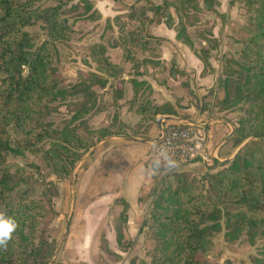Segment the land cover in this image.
<instances>
[{
  "label": "trees",
  "instance_id": "16d2710c",
  "mask_svg": "<svg viewBox=\"0 0 264 264\" xmlns=\"http://www.w3.org/2000/svg\"><path fill=\"white\" fill-rule=\"evenodd\" d=\"M37 1L0 0V208L19 225L7 251L0 250V264H49L54 251L47 225L55 210V186L51 181L52 188L38 193L33 173L9 167L7 154H39L56 176L68 174L101 138L126 132L124 128H98L86 122L84 136L75 124L98 109L100 92L107 87L115 108L122 107L124 99L144 122L154 121L158 113L176 114L171 102L155 101L148 81L124 77L125 72L139 75L145 64L158 69L160 60L152 56L163 38L148 32L147 25L152 21L162 20L173 28L176 38L205 63L218 45L212 32L201 26L206 14H221V0L146 1L140 6L133 3L125 18L117 14L112 21L107 19L118 29L112 44L100 40L86 47L94 67L80 71L77 81L60 87L54 66L56 43L70 39L74 28L62 17L61 3L39 9L35 7ZM243 7L248 30L241 39L242 61L238 67L225 65L218 88L212 87L202 96L205 99L215 93V106L238 113L231 137L236 147L251 136H264V0H243ZM37 20L42 22L45 35L40 42L27 30ZM113 47L123 49L118 61L112 60ZM135 51L151 55L141 58ZM170 71L177 79L185 74L179 68ZM68 96L81 97L79 107L61 126L53 125L48 120L52 100ZM203 106L208 103L204 101ZM9 125L18 133L14 145ZM199 181L174 172L162 174L153 184L148 214L153 242L150 264H208L206 254L214 245L211 235L222 228V219L230 239L246 230L264 236V140L252 139L226 166L204 173V186H198ZM122 233L118 231V241Z\"/></svg>",
  "mask_w": 264,
  "mask_h": 264
},
{
  "label": "crops",
  "instance_id": "0c3cea01",
  "mask_svg": "<svg viewBox=\"0 0 264 264\" xmlns=\"http://www.w3.org/2000/svg\"><path fill=\"white\" fill-rule=\"evenodd\" d=\"M146 1L154 4L161 2V0H145V3ZM114 3L117 5V1ZM133 3L139 4L142 1L126 4L130 6ZM96 7L101 11L98 4ZM230 7L229 0H221L219 11L222 13H208L204 17V22L207 19L212 25L211 32L218 42V45L210 52L208 63H205L192 48L179 41L175 30L168 27L164 21L154 20L147 25L150 34L163 38L161 44L154 50L155 56H152L160 60L158 69L145 64L142 65L139 75L135 76L125 72L124 77L148 81L154 90L155 101L158 103L171 102L177 113H158L154 121L144 122L140 118L141 115L122 99V107L118 111L126 109L120 115L121 128L126 129V132H114L96 142L88 160L89 168L85 176L79 177L77 182L82 191V198L86 201L85 205L84 201L80 204L76 230L90 233L77 239L82 245L77 244L78 248H75V251L79 254L85 252L89 256L90 263L92 260L96 264L98 260L96 256L102 257V264H140V260L146 258L143 252L147 230L146 216L151 205L153 183L160 176H153L148 170L152 158L151 147L154 141H159L161 138L166 123H194L202 128L207 139V146L214 153L215 162L218 165H224L225 161H230L238 150L239 146L236 147L231 138L236 128V121L231 117V113H226V110H220L214 105L215 93L207 95L205 99L202 98L212 87L218 88L219 77L224 67L219 57L225 53L229 54V51H235L240 44L242 46L241 41L237 40L236 32L226 31L229 25L224 24L223 20L225 17L227 21L233 18L226 14L228 10H231ZM121 9L118 11L120 14L129 11L123 7ZM148 13L153 16L151 11ZM231 23L235 24V21ZM117 48L120 47L111 48V56L114 49L116 51L114 61H118L123 55V49L120 48L119 53ZM141 53L143 54L140 55L141 58L151 55ZM213 53H215L214 56H212ZM170 61L174 62V66L167 67V71L175 81L173 89H169L170 80L167 78L166 81L156 78L157 73L161 75L165 72L164 65L168 66ZM171 68L182 69L185 74L177 79L175 73L170 71ZM184 80H187L188 84H183ZM193 96L195 100L187 103L186 100L192 99ZM204 101L208 103V106H203ZM206 166L200 160L180 162L178 170L201 172L206 169ZM116 200L124 202L125 208L123 209H126L127 214L122 231L125 234L124 237L131 242L132 249L126 251L118 248L116 227L109 215V209L112 206L115 207L114 211L120 210ZM97 232H106L110 248L108 253L99 250L100 236ZM67 241L72 242L70 239Z\"/></svg>",
  "mask_w": 264,
  "mask_h": 264
},
{
  "label": "rangeland",
  "instance_id": "374dc122",
  "mask_svg": "<svg viewBox=\"0 0 264 264\" xmlns=\"http://www.w3.org/2000/svg\"><path fill=\"white\" fill-rule=\"evenodd\" d=\"M114 1H117V5H115ZM133 1L137 3L138 1H142V3L139 4L134 3L139 6L145 3V0H38L36 2L35 7L39 9L61 3L62 17L65 18V22L69 23L74 28V33L70 39L56 43L57 53L54 59V66L57 71L60 87L68 86L77 81L80 71L88 70L94 67L93 61L85 50L86 47L94 41L100 40L107 44H112L118 35V29L116 25H112L110 22L107 23V19L110 18V21H112L111 19H113L115 15L118 16L117 14H119V16H123L122 18H125L127 13L120 14L118 11L122 10L121 7H123V9L130 10L132 4L129 6L126 3ZM229 1L231 6L229 9L231 10H228L226 14L230 15V18H233L231 21H227L225 17L223 21L225 22L224 24L229 25L226 31L228 33L236 32L238 38L237 40L241 41V39L246 36L248 30L245 23L243 0ZM90 2L92 3L91 5ZM96 4L100 6L101 11L96 7ZM98 12H100V14ZM219 12L222 13L221 11ZM234 21L235 24H232L231 22ZM41 23L42 22L40 20H37L27 27V30L31 32L36 42H40L45 37L41 30ZM211 26L212 25H210L209 20L206 19L201 27L204 30L212 31ZM224 27L225 25L223 28ZM236 48V52L229 51V54L225 53L223 56L219 57L223 62V66L228 64L233 67L239 66V62L242 61L241 44ZM117 51L120 53L121 49L117 48ZM115 52L116 51L114 49L112 53V60H116ZM135 53L139 56L143 55L140 51H135ZM147 54H151V52H147ZM214 55L215 53L212 54V56ZM172 66H174V62H168V66L164 65L165 72L161 75L157 73L158 77H156L157 80L164 79L166 81V78L170 80V85H168L169 89H173L175 86V81L167 71V69ZM81 100V97L74 96H68L67 99H62L60 97L53 99L51 102V112L48 116L49 122L53 125L61 126L72 116L74 111L77 110ZM194 100L195 97L193 96L192 99L189 98L186 102L190 103ZM98 109L86 115L83 120L75 122L78 126V131L84 136L87 135L85 126L86 122L90 126H96L98 128L106 127L111 130L121 128L120 115L126 109L118 111L120 108H115L112 104L111 89H109V87L102 89L100 92ZM226 111V113L230 112L231 117L237 121L238 113L236 111ZM106 119H108V121ZM8 133L12 145H14V140L18 135L16 128L9 125ZM232 142L234 144L233 139ZM49 145L50 141H47V146ZM94 145L71 166L70 172L63 177L56 176L39 154H34L28 151L23 154H16L15 152L10 151L7 154L6 164L9 167L12 169L21 168L33 173L34 184L38 193H42V191L46 188H52L53 185L51 181L55 186V189L52 190V201L54 203L55 210L47 225V236L54 244V251L57 249L64 234L65 236L55 255L53 254V251L52 257L54 255V259L51 263L49 262V264H94L92 260L90 263L88 259L89 256L86 255L85 252L79 254L75 251V248H78L76 246L77 244L80 246L82 245V243L78 242V240L82 238L83 235L90 233L76 230L80 204L84 201L85 205L86 201L82 198V191L77 185V182L79 181V177L83 178L85 176V172L89 168L88 160L95 148ZM188 162L190 161H186L185 163ZM228 162L229 161H225L224 165H218L214 161L211 166H206V169L201 172H194L192 170H177L176 172L182 173V175L190 181H199L200 179L197 183L198 186H204L205 183L204 181H201V176L204 173L215 172L223 168ZM161 176L162 174L158 176L153 184H155L157 180H160ZM116 202L117 205H119L120 210L118 209L117 211H114L113 209L115 207L112 206L109 209V215L113 225L116 227V233L118 234V231L123 232L122 227L127 219L125 216L127 214L126 209H123L125 208L124 202L121 200H116ZM124 211L125 214L123 213ZM148 216L149 215L146 216L147 230L144 241L145 248L143 251L145 253L144 257L146 258L141 259L140 264H150L152 260L149 249L153 246V242L151 240V220H149ZM67 221H69V225H67ZM222 222V228L211 235L214 245L206 254L208 264H261V258L263 257L264 236L259 231L251 233L246 230V232L242 233L238 238L230 239L226 234L227 229L224 224V219H222ZM70 233L72 234L70 235ZM97 235L100 236L99 250L108 253L110 248L107 243L106 232H97ZM124 236L125 234L122 233V236L118 241V248L122 251L132 249L131 242ZM68 239L72 242L67 241ZM101 258L102 257L100 256H96V259H98L96 264H102L103 261H101Z\"/></svg>",
  "mask_w": 264,
  "mask_h": 264
},
{
  "label": "built area",
  "instance_id": "2783aa9c",
  "mask_svg": "<svg viewBox=\"0 0 264 264\" xmlns=\"http://www.w3.org/2000/svg\"><path fill=\"white\" fill-rule=\"evenodd\" d=\"M159 141H164L170 150L175 151L180 162L200 160L211 166L215 161L203 129L194 123H166Z\"/></svg>",
  "mask_w": 264,
  "mask_h": 264
},
{
  "label": "clouds",
  "instance_id": "9594fccd",
  "mask_svg": "<svg viewBox=\"0 0 264 264\" xmlns=\"http://www.w3.org/2000/svg\"><path fill=\"white\" fill-rule=\"evenodd\" d=\"M151 151L152 158L148 168L151 175H171L180 168L175 151L170 150L164 141H154ZM18 226L17 221L0 208V250L7 251Z\"/></svg>",
  "mask_w": 264,
  "mask_h": 264
},
{
  "label": "water",
  "instance_id": "95a60500",
  "mask_svg": "<svg viewBox=\"0 0 264 264\" xmlns=\"http://www.w3.org/2000/svg\"><path fill=\"white\" fill-rule=\"evenodd\" d=\"M252 139H261V140H264V136H251V137H249L248 139H245V141L239 146V148L238 149H240V148H242L246 143H248L249 141H251ZM96 145V144H95ZM95 145H94V147H95ZM93 147V148H94ZM92 148V149H93ZM67 225H69V221H67ZM68 228V227H67ZM66 232H67V229H66ZM65 232V233H66ZM64 236H65V234H64ZM64 236H63V238H64ZM63 238H62V240H63ZM62 240H61V242H62ZM61 242L58 244V247H57V249L54 251V255L56 254V252H57V250H58V248L60 247V245H61ZM54 255H53V257H54ZM53 257H51V260H50V263L53 261Z\"/></svg>",
  "mask_w": 264,
  "mask_h": 264
}]
</instances>
